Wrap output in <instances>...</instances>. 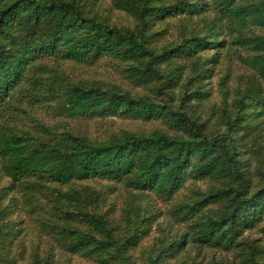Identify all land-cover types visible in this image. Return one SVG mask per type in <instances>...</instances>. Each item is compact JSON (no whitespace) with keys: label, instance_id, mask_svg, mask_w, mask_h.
Wrapping results in <instances>:
<instances>
[{"label":"trees","instance_id":"16d2710c","mask_svg":"<svg viewBox=\"0 0 264 264\" xmlns=\"http://www.w3.org/2000/svg\"><path fill=\"white\" fill-rule=\"evenodd\" d=\"M99 1L0 0V261L14 264L3 253L22 221L11 215L39 206L40 191L51 211L43 226L58 248L102 264H135L129 253L150 216H140L131 198L123 209L127 226L114 224L109 210L99 212L103 192L74 185L88 180L167 202L186 181L207 183L174 203L187 228L160 238L143 264H177L188 245L238 246L246 229L264 222V0H109L132 25L97 12ZM170 21L178 24L175 38L167 37ZM232 50L250 77L230 90L222 76L219 101L211 104L215 119L203 120L212 95L207 79ZM106 56L124 64L127 82L150 92L70 81L54 66ZM52 103L69 117L159 124L105 139L58 133L29 112ZM38 261L55 264L52 253Z\"/></svg>","mask_w":264,"mask_h":264},{"label":"rangeland","instance_id":"374dc122","mask_svg":"<svg viewBox=\"0 0 264 264\" xmlns=\"http://www.w3.org/2000/svg\"><path fill=\"white\" fill-rule=\"evenodd\" d=\"M95 10L99 13L104 12L105 15H110L112 22L118 25L134 24L131 17L119 11L111 10L109 0H100L95 6ZM177 25L176 22L173 23L172 21L168 23L170 28V33L167 34L168 38H175L177 36ZM230 53L231 56H226L217 73L207 79V87L211 89L212 95L210 100H207L204 104L203 120L209 118V121L212 122L215 119V116L212 115L211 104L212 102L219 101L218 92L222 86L221 83L219 84V81L222 76L227 75L225 84L230 90H233L237 85H240L241 82L246 81L250 77V70L240 65L236 59L234 50L230 51ZM54 66L57 71L61 72L70 81H95L120 84L142 94L150 92L147 87L127 82L124 78V64L108 56L101 57L94 62L76 63L66 61L54 64ZM175 91L178 93L179 89L176 88ZM29 112L30 115L53 127L54 131L58 133L71 131L73 134L87 135L93 139H105L111 134L122 130L134 132L148 131L159 124V121L152 123L141 119L118 116L101 118L69 117L57 108L56 103H52V107L49 109H46V105H42L33 110L30 109ZM25 125V128L30 129L31 124H29L28 118ZM252 163L254 164L255 161L253 160ZM7 182L6 178L2 180V184H6ZM79 184L93 186L105 194L107 198L106 203L99 208V212L104 213L109 210V215L114 218L113 223L122 228L126 227V223H128L123 209L132 200L135 203L134 205L142 207L140 216H150L149 230L142 234L135 248L129 253L131 261L135 264L144 263L148 252L160 238L170 240L173 233L177 230L180 234L185 231L188 223L179 220L180 215L173 210V205L177 201L179 202L180 199H185L186 195L192 194V190H205L207 187V183L203 181H196L194 185L186 181L184 186L174 195L173 199L167 202L153 194L147 196L139 194L137 196L139 198H133L131 192L124 189L121 184L108 180H88L76 182L74 185L78 187ZM36 196L39 206L36 204L25 206L22 211H15L11 215L17 222L22 221L20 224L22 230L17 234L16 239L8 243V251L4 249V256L11 258L14 264H39L38 262L40 261L38 260L43 261L47 253H52V259L55 264H102L84 256L81 252H72L68 249L63 250L55 245L53 234L47 232V228L43 226V221L49 218L51 212L49 206L46 204L48 200L44 198V193L40 191H37ZM90 209L91 207L87 208V210ZM128 213V216L134 218L129 211ZM151 214L154 216L153 218ZM263 226L264 222H261L250 229H246L242 233L243 241H240L238 246L231 247L229 250L202 245L185 246V250H182L184 255L181 253L177 264H254V261L258 258L264 264V252H258L261 245L264 248ZM169 233L170 235H168ZM255 245L257 247H254ZM252 255H254V258L250 259ZM0 264H3L2 261H0ZM161 264L175 263L173 259H170L168 262L163 261Z\"/></svg>","mask_w":264,"mask_h":264}]
</instances>
